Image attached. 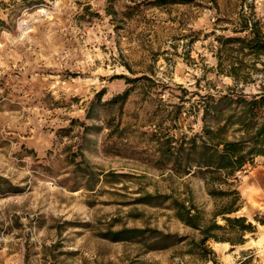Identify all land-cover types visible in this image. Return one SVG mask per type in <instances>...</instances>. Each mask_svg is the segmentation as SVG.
Segmentation results:
<instances>
[{
  "label": "rangeland",
  "instance_id": "374dc122",
  "mask_svg": "<svg viewBox=\"0 0 264 264\" xmlns=\"http://www.w3.org/2000/svg\"><path fill=\"white\" fill-rule=\"evenodd\" d=\"M251 3L264 19V0H0V176L18 187L0 194V264H25V255L28 264H213L181 254V245L145 252L102 233L151 227L197 239L168 202L143 197L191 202L202 225L228 201L210 196L194 170L159 164L152 133L200 131L188 102L178 114L168 103L187 97L184 89L220 93L233 85L216 70L214 36L231 34L228 21ZM143 76L152 81L125 78ZM253 78L238 87L259 92L264 74ZM129 87L121 105L85 117L97 92L106 101ZM232 184L240 207L228 215L245 217L251 231L217 216L222 227L212 233L222 240L206 244L217 264H264V157Z\"/></svg>",
  "mask_w": 264,
  "mask_h": 264
},
{
  "label": "trees",
  "instance_id": "16d2710c",
  "mask_svg": "<svg viewBox=\"0 0 264 264\" xmlns=\"http://www.w3.org/2000/svg\"><path fill=\"white\" fill-rule=\"evenodd\" d=\"M160 1L157 0L158 3ZM21 2L31 4L34 0ZM228 22L232 24L229 28L231 34L214 36L218 43L214 56L217 72L230 76L233 85L220 93L200 94L184 89L189 94L187 97H181L180 103H168L172 107L171 111L178 114L188 102L186 110L200 114L202 125L199 132L179 137L169 133L157 137L156 132L152 133L159 164L170 165V169L178 174H188L194 170L205 181L210 196L229 197L228 201L213 212L212 223L202 225L200 211L193 203L187 204L186 200L167 194L148 193L143 197L145 203L160 206L168 202L173 216L198 231L199 237L195 239L151 227H122L116 230L108 227L102 233V238L117 243H138L145 252L181 245V254L217 264L215 252L206 244L209 239L222 240L212 233V230L222 227L216 222L217 216L228 226L251 231V223L244 225L245 217H230L228 214L240 207L237 204L239 192L232 184L236 180V173L246 164H252L255 157H264V88L261 86L259 92L245 93L242 87H238L240 83L253 82V75L264 74V19L257 16L255 6L251 3L248 12L240 11L235 19ZM125 78L127 82L133 83L137 80L147 84L152 81L144 76ZM131 91V87L126 88L106 101H101L104 92H97L87 105L85 117L92 118L100 105H121ZM160 101L164 102L162 99ZM107 126L113 128L111 123ZM17 191V186L0 176V194ZM229 241L233 244L232 240ZM27 257L25 255V264H28Z\"/></svg>",
  "mask_w": 264,
  "mask_h": 264
}]
</instances>
